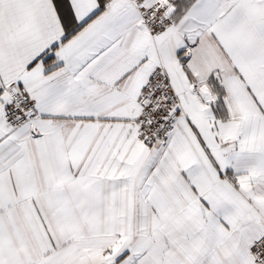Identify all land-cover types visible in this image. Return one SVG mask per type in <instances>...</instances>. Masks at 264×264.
<instances>
[{
	"label": "snow or ice",
	"instance_id": "obj_1",
	"mask_svg": "<svg viewBox=\"0 0 264 264\" xmlns=\"http://www.w3.org/2000/svg\"><path fill=\"white\" fill-rule=\"evenodd\" d=\"M0 264H264V0H0Z\"/></svg>",
	"mask_w": 264,
	"mask_h": 264
}]
</instances>
